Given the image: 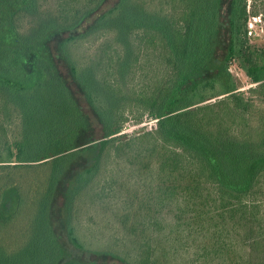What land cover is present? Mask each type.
<instances>
[{"label":"trees","instance_id":"16d2710c","mask_svg":"<svg viewBox=\"0 0 264 264\" xmlns=\"http://www.w3.org/2000/svg\"><path fill=\"white\" fill-rule=\"evenodd\" d=\"M50 1L0 0V264H264V48L248 0ZM142 44L170 71L150 92L129 81ZM129 108L154 128L123 133ZM112 173L124 179L107 189ZM60 196L66 243L102 262L66 257ZM106 198L116 234L80 216Z\"/></svg>","mask_w":264,"mask_h":264},{"label":"rangeland","instance_id":"374dc122","mask_svg":"<svg viewBox=\"0 0 264 264\" xmlns=\"http://www.w3.org/2000/svg\"><path fill=\"white\" fill-rule=\"evenodd\" d=\"M57 1L63 5L64 10H60L63 13H68L72 11L71 10L72 8L81 5V3L83 2V0H52L50 1L51 3L49 4L50 5L49 8L54 7ZM114 1L115 0H110L108 4L114 3ZM247 10L249 11V15H250L249 32H248L250 42L254 47L258 49H262L264 48V0H248ZM56 11L58 13V10H54V12ZM43 17L44 16L34 17L38 19L37 22L36 21L33 22L32 25H29L28 23L26 25V29L28 27L30 30L31 27L38 26L39 22L41 21V18L42 20L45 18ZM96 44H97L96 42L94 43L92 42L89 45H87V48L93 52V50L96 48ZM140 56L141 57L139 63L134 68V70H132L129 76V81H131L132 86H134L137 90L150 92L153 89L158 88L159 86L162 85V83L165 82V80L170 75V71L167 65L165 64L164 53L160 47H150L149 45L147 46L145 44H142ZM232 71L237 76L239 85L241 86V90L247 92L249 88L254 86V84H251V81L248 79V77L238 68L236 62L232 64ZM63 72L66 74L65 70H63ZM73 87L75 88L74 85ZM254 100L256 101V103L259 104L260 108L264 109V98L262 99L261 97L254 96ZM82 103L85 109L87 110L88 109L87 104L84 101ZM5 118L6 117L4 116L2 111H0V122H6ZM126 118L128 119L129 122L126 124L123 133L125 132L129 135H135V134L139 135L138 131L141 130L142 127H146L142 125L150 121V118H148L146 114L143 113L142 110L138 108H129L126 112ZM139 122L141 124H139ZM12 125L13 127L10 128L8 127L9 128L8 132L10 135H15V133L20 131V127H17L16 123ZM14 126L17 128H15ZM146 128L149 129V126H147ZM12 132L15 133L12 134ZM107 176H109L106 185L107 189H110L109 187L110 184H113L111 182L112 178H115L119 182L120 181L122 182V180L124 179L122 176L120 177L119 173H114L113 175L108 174ZM131 187L132 190L136 188L134 186ZM117 194L118 192H113L112 204L116 203L114 201V198L116 199L115 196ZM258 200L261 206L260 210L264 218V183H263L262 193L260 194ZM62 201H63V197L60 196L56 203V209H55V227L57 228L59 236L62 238V241H64L65 243L64 246L66 251V257L81 259L86 261L102 262L101 258L74 249L69 243H66L67 239L63 230V225H62L63 221L60 215V207L62 206ZM107 204H109L108 198L102 201L99 200V202L96 204V206L98 205L97 207H94L93 204H92L93 206L89 204L88 205L85 204L80 214L83 224L86 226L88 225L95 226L97 229L102 230L103 233H108V234L119 233L120 231L118 230V225H120L121 219L120 217L117 216V213L120 214V211L118 209L110 210L109 205ZM112 204L110 206H112ZM116 205L118 206V208H121L120 201H118ZM262 227L264 229V219H263ZM194 243L195 242L192 240L191 244ZM195 251H196V247L192 248L190 250L191 255L189 256L192 257ZM115 263L119 264V262L117 261Z\"/></svg>","mask_w":264,"mask_h":264},{"label":"built area","instance_id":"2783aa9c","mask_svg":"<svg viewBox=\"0 0 264 264\" xmlns=\"http://www.w3.org/2000/svg\"><path fill=\"white\" fill-rule=\"evenodd\" d=\"M155 122H156V120H150V121L144 123L142 126H146V127L149 126V129H152L155 126Z\"/></svg>","mask_w":264,"mask_h":264}]
</instances>
